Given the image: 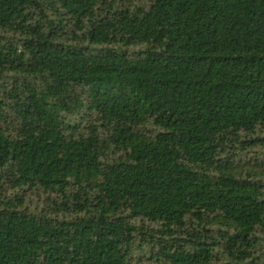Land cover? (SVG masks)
I'll list each match as a JSON object with an SVG mask.
<instances>
[{"label": "trees", "instance_id": "16d2710c", "mask_svg": "<svg viewBox=\"0 0 264 264\" xmlns=\"http://www.w3.org/2000/svg\"><path fill=\"white\" fill-rule=\"evenodd\" d=\"M0 264H264V0H0Z\"/></svg>", "mask_w": 264, "mask_h": 264}]
</instances>
